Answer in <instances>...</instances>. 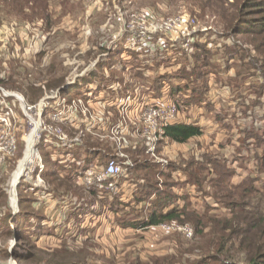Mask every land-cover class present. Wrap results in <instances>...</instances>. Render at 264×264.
Returning <instances> with one entry per match:
<instances>
[{
  "label": "rangeland",
  "instance_id": "rangeland-1",
  "mask_svg": "<svg viewBox=\"0 0 264 264\" xmlns=\"http://www.w3.org/2000/svg\"><path fill=\"white\" fill-rule=\"evenodd\" d=\"M48 1L33 10L0 4V88L38 106L70 84L66 109L54 100L42 112L51 132L37 147L43 187L22 179L24 170L16 201V174L33 153L26 155L28 118L18 99L0 95V113L6 104L13 109L4 135L16 143L12 157L0 152V264L199 263L222 225L212 213L229 211L237 191L264 193V34L235 33L239 0ZM44 6L49 18L41 16ZM192 79L205 90L200 101ZM80 98L75 113L87 117L74 129L68 107ZM163 102H174L177 122L197 125L203 135L179 144L158 130L155 150L148 152L143 115ZM60 112L61 120L54 119ZM246 130L260 138L252 140ZM74 138L113 145L134 168L144 164L142 177L171 197L162 210L191 204L199 216L150 226L147 216L157 208L134 202L136 185L112 204L116 198L96 197L68 180L62 168L71 162L59 160L57 146ZM129 147H136L132 154L125 152ZM95 156L89 154L90 165ZM224 174L226 181L218 182ZM190 176L200 178V186L188 184ZM166 179L174 181L171 187ZM215 192L229 199L217 202ZM252 204L250 210L259 202Z\"/></svg>",
  "mask_w": 264,
  "mask_h": 264
},
{
  "label": "trees",
  "instance_id": "trees-1",
  "mask_svg": "<svg viewBox=\"0 0 264 264\" xmlns=\"http://www.w3.org/2000/svg\"><path fill=\"white\" fill-rule=\"evenodd\" d=\"M43 1L44 5H48V0H0V4H8L11 5H22V9L25 7L33 10L34 5H38ZM242 2L243 7L240 10V17H237L235 20V25L233 29L235 33H241L246 35H261L264 34V0H239ZM31 5V7L29 6ZM44 6V10L41 11V16L49 18L48 7ZM18 7V6H17ZM33 8V9H32ZM35 15H39L38 12ZM45 17V18H46ZM227 27V26H226ZM231 27V26H230ZM228 26V28L230 29ZM238 29L241 31L238 32ZM195 45L199 53L205 52V48L203 46ZM95 76V75H92ZM193 84L191 89L195 92V100L200 101L201 98L205 96L202 87H199L197 83L192 79ZM70 87L63 91L69 92ZM256 131L251 130L247 131L245 136H250L252 140H258L260 137L255 133ZM203 135V130L201 127L197 125H188V124H176L173 126H169L165 129V136L169 138L171 141L185 144L189 142L193 138H197ZM111 159H117L115 157H110L107 161L102 162L100 164L107 163ZM263 159V158H262ZM55 165H58L57 162H54ZM219 165V163H216ZM54 165V166H55ZM217 166V165H216ZM92 165H87L85 168H90ZM67 173V179L72 181L75 179V176L81 170L77 169L74 164L70 163V167L62 168ZM146 170L144 164L136 165L135 168H129V172L132 171L131 177L138 186L137 190L134 192V202L137 204H142L143 201H151L156 206V210L150 211L147 216L146 224L150 226L159 225L161 223L167 221L180 220L181 218H197L199 216L197 214V210L192 207L191 204L182 207L181 209L178 206H174L171 209L163 208L167 207V205L171 204L169 194L165 195L167 192L160 193V189L157 184H153L151 179L142 177V172ZM71 171V172H70ZM139 172L136 174L135 172ZM52 174V173H50ZM169 172H166L165 175L169 176ZM227 175L224 174L223 177L217 179L218 182L224 183L226 181L225 177ZM190 180L187 183H192L194 185L201 184V179L198 177H189ZM170 182V187L172 186V179H166L165 186ZM217 182V183H218ZM219 184V183H218ZM250 185L251 182H250ZM200 186V185H199ZM56 190V189H55ZM236 190V189H235ZM242 193V194H240ZM258 194V193H257ZM93 195L97 197V194L93 192ZM260 197L253 194V190H242L240 192H236V196L239 198H235L232 203H228L229 211L212 213L211 219H217L219 223L222 225L218 228L214 229L213 239L208 247H206L204 254V258L201 259L199 263L196 264H264V193L259 194ZM215 201L219 202V200L229 199V194L224 193H216L213 195ZM241 197L246 201H242ZM258 201V205H254L255 209H249V207L253 208V202ZM239 201V202H236ZM121 203L119 199H115L112 201V204ZM114 207H110L113 210ZM203 214V218L208 215ZM209 217V216H208ZM198 224L201 223L199 222ZM203 229V228H201ZM200 234L203 235L204 232L200 231ZM204 238V237H203Z\"/></svg>",
  "mask_w": 264,
  "mask_h": 264
},
{
  "label": "built area",
  "instance_id": "built-area-1",
  "mask_svg": "<svg viewBox=\"0 0 264 264\" xmlns=\"http://www.w3.org/2000/svg\"><path fill=\"white\" fill-rule=\"evenodd\" d=\"M0 93L2 97L10 99H18L22 103V108L24 114L28 118V128L29 134L26 138L27 151L29 149V138L35 134L32 152L33 156L26 164L25 172L22 179L31 181L36 180V185L43 187V174L45 172V166L43 165V160L40 156L39 150L37 149L38 145L43 141V139H49L51 132L48 127L44 124L42 119V112L45 108H48L51 101H59L60 106L66 109L67 98L63 93L58 92L55 96L45 98L38 106H29L22 98L5 92L0 88ZM130 99V98H129ZM85 99H78L76 102L73 101V105L68 107L69 113H71L69 120H73L74 124H77V118L87 117L86 112H81L82 116H77L75 112L78 111L77 105L83 104ZM148 105V104H147ZM151 106V105H150ZM60 109V108H58ZM13 113V109L10 104H6L5 111L0 113V152H4V157H12L16 153V143L12 136H9V139L4 135L6 128L11 126L10 115ZM56 113L53 117L54 119L61 120V114ZM35 114L36 116H31ZM177 115V106L174 102L168 103H156L153 104L151 108L146 110V113L143 115V135L146 138V144L148 146L147 151L153 152L155 150V145L158 140L157 131L160 130V135H165V129L169 126L179 124L176 120ZM76 117V118H75ZM15 119V117H13ZM58 139L64 140L63 137L58 135ZM51 142V141H49ZM53 144V143H51ZM65 145V144H64ZM26 155L24 158H26ZM37 159L39 163L37 164ZM127 166V168H126ZM129 168H134L133 165H127L126 163L119 161L118 159H111L104 164H96L90 168L81 169L78 174L75 176V181L79 185L83 186L87 191L94 192L99 198L106 197H118L123 193L121 188V181L123 179H128V170ZM168 228V226H165ZM187 235L190 236L191 232L187 231Z\"/></svg>",
  "mask_w": 264,
  "mask_h": 264
},
{
  "label": "crops",
  "instance_id": "crops-1",
  "mask_svg": "<svg viewBox=\"0 0 264 264\" xmlns=\"http://www.w3.org/2000/svg\"><path fill=\"white\" fill-rule=\"evenodd\" d=\"M77 124L74 125V129H78L77 127H81L82 125V117H78L77 118ZM108 144V143H107ZM112 147L108 146V145H102V146H93V145H87L84 144L83 142H79L78 139L74 138L71 142L63 145H59L57 146L59 149L58 150V155H59V160L60 159H69L68 162H71V164L74 166H76L77 169H83L85 168L87 165H90L87 161V159H89V154L93 153L95 154V158L94 160H92V166L96 165V164H100L102 162L107 161L110 157H115L119 160V157L117 156V153L114 150V146L111 145ZM134 149H136V147H133ZM132 147H129L125 150L126 153L132 154L134 149ZM114 151V153H113ZM79 166V167H78ZM124 181H126V183H122L121 182V188L124 191H126V187H131L136 185L135 189H133L134 191H132V193L134 194V192L137 190V186L138 184L132 180V178H128V179H124ZM134 183V184H131ZM128 185V186H127ZM132 194V196H133ZM133 198V197H132Z\"/></svg>",
  "mask_w": 264,
  "mask_h": 264
},
{
  "label": "bare ground",
  "instance_id": "bare-ground-1",
  "mask_svg": "<svg viewBox=\"0 0 264 264\" xmlns=\"http://www.w3.org/2000/svg\"><path fill=\"white\" fill-rule=\"evenodd\" d=\"M34 137H35V134H33L30 138H29V142H30V145H29V149H32V147H33V142H34ZM28 149V151L30 152V150ZM28 152V153H29ZM27 153V154H28ZM32 155H33V153H32ZM32 155H31V153H30V158H29V160L32 158ZM25 159V158H24ZM24 170H25V165L23 164V165H21L20 166V168H19V170H18V172H17V174H16V180H15V184H16V182L17 181H19L20 180V177H21V175H22V173L24 172ZM24 174V173H23ZM18 184V183H17ZM17 184H16V186H17ZM16 186H15V188H14V201H16Z\"/></svg>",
  "mask_w": 264,
  "mask_h": 264
},
{
  "label": "water",
  "instance_id": "water-1",
  "mask_svg": "<svg viewBox=\"0 0 264 264\" xmlns=\"http://www.w3.org/2000/svg\"><path fill=\"white\" fill-rule=\"evenodd\" d=\"M70 86V84L66 85L65 88H63L62 90H66L68 87ZM19 186V183L17 184L16 188Z\"/></svg>",
  "mask_w": 264,
  "mask_h": 264
}]
</instances>
